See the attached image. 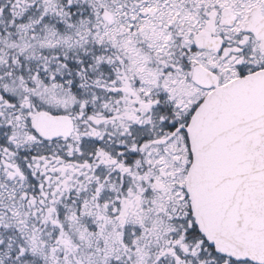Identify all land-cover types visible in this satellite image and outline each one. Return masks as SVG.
<instances>
[{
  "label": "snow or ice",
  "instance_id": "6c2138e0",
  "mask_svg": "<svg viewBox=\"0 0 264 264\" xmlns=\"http://www.w3.org/2000/svg\"><path fill=\"white\" fill-rule=\"evenodd\" d=\"M0 264H264V0H0Z\"/></svg>",
  "mask_w": 264,
  "mask_h": 264
}]
</instances>
